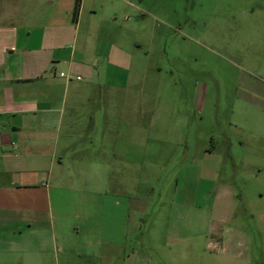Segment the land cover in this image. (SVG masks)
Wrapping results in <instances>:
<instances>
[{"label":"rangeland","instance_id":"374dc122","mask_svg":"<svg viewBox=\"0 0 264 264\" xmlns=\"http://www.w3.org/2000/svg\"><path fill=\"white\" fill-rule=\"evenodd\" d=\"M91 11L108 35H121L130 71L118 103L125 119L138 118V140L122 142L120 172L123 198L133 185L138 200L131 239L154 264H234L218 236L233 224L253 242L264 234V0H86L84 14ZM102 149L96 140L75 143L51 192L53 213L80 227L79 235L57 227L58 264L66 248L74 264H90L75 255L88 249L80 221L100 215V198L119 195L101 197L103 177L89 166ZM108 182L114 188L116 176ZM252 258L264 264V255Z\"/></svg>","mask_w":264,"mask_h":264},{"label":"crops","instance_id":"0c3cea01","mask_svg":"<svg viewBox=\"0 0 264 264\" xmlns=\"http://www.w3.org/2000/svg\"><path fill=\"white\" fill-rule=\"evenodd\" d=\"M74 1L0 0V264H58L63 246L57 247L62 234L57 227L80 234L77 224L53 213L59 201L51 192L61 188L65 164L71 166L66 159L83 140L104 147L99 162L89 165L103 177L101 197L109 191L119 195L100 198L97 218H82L88 249L75 255L86 256L90 264H154L131 239L139 221L133 185L123 198L122 142L138 140V118L125 119L126 108L118 103L130 77L121 35H108L94 11L84 14L86 0L74 21ZM101 44L110 47L97 50ZM125 126L131 128L126 136ZM109 175L116 176L114 188ZM225 238L234 264L264 255L262 233L253 242L247 229L233 224L227 237L216 241L224 244ZM63 255L64 264H74L69 249Z\"/></svg>","mask_w":264,"mask_h":264},{"label":"trees","instance_id":"16d2710c","mask_svg":"<svg viewBox=\"0 0 264 264\" xmlns=\"http://www.w3.org/2000/svg\"><path fill=\"white\" fill-rule=\"evenodd\" d=\"M80 5H81V0L74 1L73 11H72V18L74 21L76 20L78 16Z\"/></svg>","mask_w":264,"mask_h":264}]
</instances>
